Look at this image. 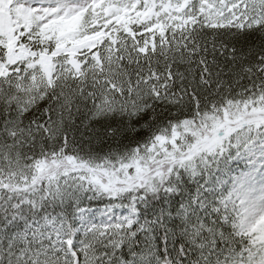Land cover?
<instances>
[{"label": "snow or ice", "instance_id": "1", "mask_svg": "<svg viewBox=\"0 0 264 264\" xmlns=\"http://www.w3.org/2000/svg\"><path fill=\"white\" fill-rule=\"evenodd\" d=\"M0 264H264V0H0Z\"/></svg>", "mask_w": 264, "mask_h": 264}]
</instances>
